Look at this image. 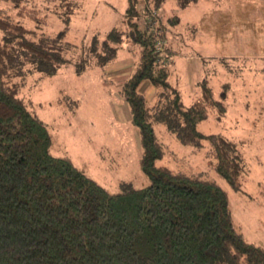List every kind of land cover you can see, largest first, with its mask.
I'll return each instance as SVG.
<instances>
[{"label":"trees","instance_id":"1","mask_svg":"<svg viewBox=\"0 0 264 264\" xmlns=\"http://www.w3.org/2000/svg\"><path fill=\"white\" fill-rule=\"evenodd\" d=\"M165 1L154 0L155 6ZM142 4L128 0L129 30L113 27L103 41L95 37L91 54L78 59L69 56L75 43L64 41V33L37 34L9 13L0 15V264H264V246L244 238L229 194L215 179L205 171L158 164L164 147L156 124L162 123L183 144L202 148L208 141L216 170L235 190L242 189L241 176L248 171L239 142L198 128L210 108L218 118L225 116L228 84L216 97L205 78L202 96L185 104L163 62L162 53L172 58L174 52H162L158 36L140 23L152 12ZM17 14L28 16L23 7ZM179 22L175 15L172 24ZM127 38L139 46L138 59L120 94L140 134L141 167L150 182L136 187L124 181L111 191L70 154L53 152L49 124L21 92L36 73L52 76L69 64L84 73L92 56L104 70L127 51ZM143 81L156 89L153 103L139 89Z\"/></svg>","mask_w":264,"mask_h":264},{"label":"rangeland","instance_id":"2","mask_svg":"<svg viewBox=\"0 0 264 264\" xmlns=\"http://www.w3.org/2000/svg\"><path fill=\"white\" fill-rule=\"evenodd\" d=\"M141 1L143 6L150 5L152 12L140 23L158 36L157 46L162 52L166 47L174 52L172 58L162 53L163 62L170 65L169 81L180 90L185 104L202 96L201 81L205 78L216 97L228 84L225 116L218 118L216 108H210L208 118L198 128L239 142L248 171L241 176L242 189L235 190L216 170L208 141L202 148L183 144L162 123L156 124L164 147L158 164L174 170L207 172L228 192L233 219L244 238L264 246V0H199L187 7H181L178 0H166L160 7L154 0ZM127 3L0 0V15L9 13L37 34L64 33V41L75 43L70 45L73 49L69 56L78 59L91 54L95 37L103 41L113 27L129 30L124 17ZM67 4L73 5L72 10ZM21 7L28 16L33 12L35 20L18 15ZM175 15H179L180 22L173 25ZM64 16L70 17L68 22ZM123 44L130 52L131 63L138 57L139 46L128 38ZM233 55L236 59L230 60L235 62L228 66L224 58ZM133 68L134 64L123 71L129 72L127 75L117 76L122 71L107 72L92 56L84 73L77 74L72 64L62 66L52 76L36 73L26 78L21 92L49 124L53 152L70 154L111 191L119 190L124 181L136 187L150 182L141 167L140 134L120 94V86ZM150 86L144 81L139 89L153 103L156 89Z\"/></svg>","mask_w":264,"mask_h":264},{"label":"crops","instance_id":"3","mask_svg":"<svg viewBox=\"0 0 264 264\" xmlns=\"http://www.w3.org/2000/svg\"><path fill=\"white\" fill-rule=\"evenodd\" d=\"M173 51V50H172ZM121 53V52H120ZM128 53H130V52H128V51H126V50H123V52L121 53L122 54V56L120 57V56H118L117 57V59L116 60H114V61H112L109 65H107L106 67H105V70H107V72H111V71H122L121 73H119V75H117V76H122V75H127L129 72H126V73H124L123 74V71H125V70H127L128 68H130V65H132V64H134L135 63V61L138 59V57H137V55L134 57V58H136V59H132L131 60V63H129V59H131V57H129L128 55ZM238 55V54H237ZM127 57H129V58H127ZM229 58H224L225 59V62L228 64V66H231V64L233 63V62H235V60H230V58H232V59H236L235 57H237L236 55H233V56H228ZM126 59H128V60H126ZM232 62V63H231ZM144 83V81L141 83V84H143ZM150 87H152L153 89H154V87L153 86H150ZM150 87H149V89H150ZM123 105V104H122Z\"/></svg>","mask_w":264,"mask_h":264}]
</instances>
